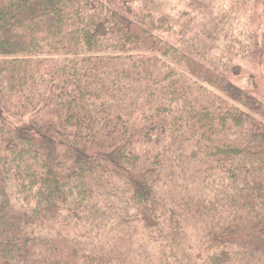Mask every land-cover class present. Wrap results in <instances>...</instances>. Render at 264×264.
<instances>
[{"label":"trees","instance_id":"obj_1","mask_svg":"<svg viewBox=\"0 0 264 264\" xmlns=\"http://www.w3.org/2000/svg\"><path fill=\"white\" fill-rule=\"evenodd\" d=\"M263 16L0 0V264H245L228 238L264 225V100L231 77L264 57ZM105 233L137 246L78 245Z\"/></svg>","mask_w":264,"mask_h":264},{"label":"rangeland","instance_id":"obj_2","mask_svg":"<svg viewBox=\"0 0 264 264\" xmlns=\"http://www.w3.org/2000/svg\"><path fill=\"white\" fill-rule=\"evenodd\" d=\"M261 22H264V16L261 17ZM262 30L263 28L260 30V33H263ZM236 57L237 56H235L234 58L237 59ZM262 59L260 60V63H257L255 65L249 63V61L247 60L246 62L247 64H245V72L250 70L257 74L256 75L258 76L257 87L258 90L260 91L259 95L264 100V57ZM245 72H243L240 78V81L242 82H240L237 77H231V79L233 82L240 83V85L244 87L246 90L253 92L255 91V87L252 83L249 84V82L247 81L248 76H245L247 72L246 73ZM189 233L190 232H188V234L186 235V239L189 243H191L193 241V237ZM71 235L73 241L79 240L78 236H76L74 233H71ZM228 239H229L228 243L235 244L237 241H241L246 244L245 249L249 250V252L245 264H264V225H258V226L245 225V223L241 225H237L234 231H232L229 234ZM137 241L138 239L137 238L134 239L133 236L130 234H127L117 239L111 236L110 234L105 233L101 235L99 238H89L84 236V238H81V243L78 245L86 248H99L102 246L106 247L110 245H114V246L120 245V247L125 251L126 250L132 251L137 246ZM134 254H137L139 257H141V255L144 256L147 255V253H142V252L141 253L134 252Z\"/></svg>","mask_w":264,"mask_h":264}]
</instances>
